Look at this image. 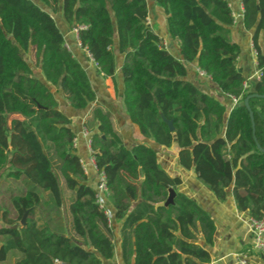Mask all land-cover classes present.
I'll return each mask as SVG.
<instances>
[{"label":"trees","instance_id":"1","mask_svg":"<svg viewBox=\"0 0 264 264\" xmlns=\"http://www.w3.org/2000/svg\"><path fill=\"white\" fill-rule=\"evenodd\" d=\"M40 1L50 12L33 0H0V261L12 250L20 254L14 264H103L114 256L112 229L87 183L71 119L51 90L74 109L96 98L51 14L59 10L114 89L116 57L123 55L121 102L141 135L165 148L175 144L179 166L193 170L218 200L231 187L239 211L263 215L264 54L257 39L264 33V0H240L260 71L253 89L244 88L237 66L240 47L230 38L234 17L227 0H155L179 43V59L147 24L146 0ZM23 52H33L43 80ZM191 62L237 104L227 112L188 81ZM253 93L248 104L254 132L243 104ZM84 125L95 129V166L105 175L113 220L121 222L122 263L209 264L214 220L177 190L180 178L163 168L152 146L125 145L112 112L100 104ZM58 175L73 192L68 216L78 239L56 228L63 207ZM166 185L176 192L173 203L164 204Z\"/></svg>","mask_w":264,"mask_h":264},{"label":"crops","instance_id":"2","mask_svg":"<svg viewBox=\"0 0 264 264\" xmlns=\"http://www.w3.org/2000/svg\"><path fill=\"white\" fill-rule=\"evenodd\" d=\"M40 7L48 10L45 5H41L37 0H33ZM234 17V23L230 27V38L239 44L240 53L237 57V66L253 89L256 80L258 79L259 69L256 63V52L252 44V30H246L242 23V5L240 0H227ZM152 5V11L148 8V17L152 18V23L149 25L151 29L163 38V43L166 49L176 58H180L179 43L173 39L167 31L166 15L155 0H146ZM56 17L55 22L61 30L65 45L72 52L74 57L80 62L87 72L91 86L95 91L96 98L84 109H74L62 97L59 91H56L52 86L51 90L55 94L58 102V107L65 112L71 119V128L75 133L74 146L76 153L80 157L84 170L87 174V183L92 187H96L98 180V171L94 168L91 162V148L90 136L95 130L93 127L87 128L84 121L90 115L91 109L94 105L100 104L114 116V123L117 130L122 134L124 144L132 146L136 143L142 142L152 146L157 151L158 148L166 149L165 147H154L151 140L143 137L139 132L137 126L130 122L124 107L121 102L122 94V77L118 73L123 55L117 54L115 72V82L117 84L114 89L113 81L110 77L103 76L98 72L95 62L89 57L77 39V33L74 28H69L67 23L59 15L61 11L52 13ZM58 20V21H57ZM257 44L264 54V33H260L257 39ZM186 79L192 82L198 89L217 98L226 108L227 112L237 104L231 96L222 93L216 84L210 80L206 74H201L195 62L187 64ZM91 71L93 74H90ZM120 72V71H119ZM41 73V72H40ZM42 74H40L41 76ZM43 80V76H41ZM219 97V98H218ZM86 131L87 133H84ZM173 156H168L167 153L158 157L159 162L163 168L171 175L180 178V184L177 190L183 192L193 200H195L202 208H204L215 223V232L212 245L207 249L210 253L209 264H236V256L239 253L247 252L254 264H264V258L252 250L251 233L247 227L246 220L249 217L247 211H239L236 208L232 188H227L226 198L218 200L213 192L199 181L193 170H186L179 166L177 162V147L173 144ZM105 204L110 209L112 214L111 238L114 243V256L111 259L103 260V264H123L120 253V221L113 220V209L105 198ZM1 225V220H0ZM73 236V235H72ZM77 239V238H76ZM16 256L7 260V264H14ZM4 260L0 264H4Z\"/></svg>","mask_w":264,"mask_h":264},{"label":"built area","instance_id":"3","mask_svg":"<svg viewBox=\"0 0 264 264\" xmlns=\"http://www.w3.org/2000/svg\"><path fill=\"white\" fill-rule=\"evenodd\" d=\"M74 29L76 30V28H74ZM89 57H90V55H89ZM199 72L201 74H205L201 70H199ZM258 77H259V74H258ZM243 86H244V88H246L248 86L247 81H245L243 83ZM231 98L233 99L234 102H237V98L232 97V96H231ZM84 133H87V132L84 131ZM74 142H75V138H74ZM90 160H91L94 168L97 169L95 166L94 157L92 155V150H91V159ZM106 196H107V188L105 185V175L103 172L98 171V180H97L96 187H95L96 202L98 203L99 207L103 209L104 214L107 217L108 226L111 227V225H112V216L111 215L112 214L105 204ZM246 224H247V227L251 233L252 250L264 258V213L261 217H258V218L249 216L246 220ZM236 264H254V263L252 262L250 255L247 252H244V253L237 254Z\"/></svg>","mask_w":264,"mask_h":264},{"label":"rangeland","instance_id":"4","mask_svg":"<svg viewBox=\"0 0 264 264\" xmlns=\"http://www.w3.org/2000/svg\"><path fill=\"white\" fill-rule=\"evenodd\" d=\"M38 2H40L41 5H43L41 3L40 0H37ZM148 8L150 11H152V5L151 3H148ZM61 16V14H59ZM62 17V16H61ZM54 19H56L55 15H54ZM58 21V20H57ZM152 23V18H147V24L150 25ZM23 56L24 58L26 59V61L29 63V65L32 67V70H33V73L37 76H40V69L39 67H36L34 65V58H33V52L31 53H24L23 52ZM90 74H93L91 71H89ZM118 73H120L118 71ZM94 74H99V72H95ZM42 76V75H41ZM40 76V77H41ZM219 98V97H218ZM153 146L156 148L158 147L157 144L155 143H152ZM173 145L169 148H166V149H161V148H158L157 149V156L158 157H161L163 154L167 153L168 156H173ZM59 177V181H60V184H61V187H62V195H63V207H62V216L58 218L57 220V224H56V228L61 231V228H63V231L67 234V235H73L74 238H77L78 237L74 234V232L72 231V229L70 228V219H69V216H68V205H69V202L70 200L73 198V192L71 190H68L65 186H64V183H63V180L62 178L58 175ZM60 220V221H59ZM19 252L16 251V250H12L9 252V254L7 255V258L4 260V264H7V260H9L10 258L14 257V256H19Z\"/></svg>","mask_w":264,"mask_h":264},{"label":"water","instance_id":"5","mask_svg":"<svg viewBox=\"0 0 264 264\" xmlns=\"http://www.w3.org/2000/svg\"><path fill=\"white\" fill-rule=\"evenodd\" d=\"M74 28H76V27H74ZM257 94H250V95H248L247 97H245L244 98V100H243V104H244V106L246 107V109L248 110V112H249V116H250V119H251V122H252V130H253V132H254V123H253V113H252V111H251V109H250V106H249V104H248V99L251 97V96H256ZM263 98H264V96H262ZM167 124H168V126H169V128H170V130H172L173 129V126H172V124H171V121H167ZM166 187H167V190H168V195H167V198H166V200L164 201V204H169V203H173V200H174V196H175V190L172 188V187H169V186H167L166 185ZM25 216H26V214L23 216V218L21 219V224H23L24 222H25Z\"/></svg>","mask_w":264,"mask_h":264}]
</instances>
